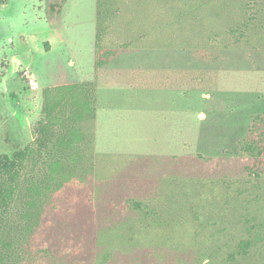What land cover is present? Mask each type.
Instances as JSON below:
<instances>
[{"label":"rangeland","instance_id":"374dc122","mask_svg":"<svg viewBox=\"0 0 264 264\" xmlns=\"http://www.w3.org/2000/svg\"><path fill=\"white\" fill-rule=\"evenodd\" d=\"M98 2H0V154L33 142L46 86L95 80L102 119L95 169L36 235L8 225L0 262L264 264V0H104L101 23Z\"/></svg>","mask_w":264,"mask_h":264},{"label":"trees","instance_id":"16d2710c","mask_svg":"<svg viewBox=\"0 0 264 264\" xmlns=\"http://www.w3.org/2000/svg\"><path fill=\"white\" fill-rule=\"evenodd\" d=\"M0 2L5 4L6 0ZM104 14V0H99L98 23ZM241 15L229 30L237 42L247 36L253 24L249 1H245ZM101 38L99 27L96 46ZM96 54L95 68H101L108 59L100 50H96ZM41 95V112L34 127L33 142L16 149L12 155L0 154V241L7 248L12 247V242L3 239L8 225L36 235L42 218L54 205L53 199L69 186L82 183L95 169V162L93 159L89 162L88 158L94 157L97 139L96 81L46 86ZM239 143L247 154L258 149L249 138ZM250 244L249 240H241L240 252L246 253Z\"/></svg>","mask_w":264,"mask_h":264},{"label":"crops","instance_id":"0c3cea01","mask_svg":"<svg viewBox=\"0 0 264 264\" xmlns=\"http://www.w3.org/2000/svg\"><path fill=\"white\" fill-rule=\"evenodd\" d=\"M99 103L100 102L98 101V109H97V134H98V130H99V127H100L99 123H100V119H101V116H100V104ZM108 113H109L108 115L110 117H112L113 115H115L117 117L118 111L115 108H111V109H108ZM101 121H102V119H101Z\"/></svg>","mask_w":264,"mask_h":264}]
</instances>
